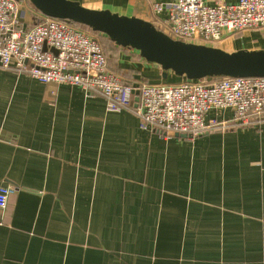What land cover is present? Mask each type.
I'll return each mask as SVG.
<instances>
[{
    "label": "crops",
    "instance_id": "1",
    "mask_svg": "<svg viewBox=\"0 0 264 264\" xmlns=\"http://www.w3.org/2000/svg\"><path fill=\"white\" fill-rule=\"evenodd\" d=\"M72 1L166 33L167 14L152 6L177 0ZM42 16L22 7L25 27ZM211 47L264 51V28ZM107 58L134 89L179 83L136 50L116 45ZM8 186L17 198L0 211V264H264V125L164 138L130 111L108 112L102 98L0 68V188Z\"/></svg>",
    "mask_w": 264,
    "mask_h": 264
},
{
    "label": "built area",
    "instance_id": "2",
    "mask_svg": "<svg viewBox=\"0 0 264 264\" xmlns=\"http://www.w3.org/2000/svg\"><path fill=\"white\" fill-rule=\"evenodd\" d=\"M28 0H0V68L26 74L46 85H68L87 99L102 98L108 112L130 111L142 129L164 138H197L231 129L264 125V78H206L177 84L126 85L108 68L99 39L89 31L42 16L30 27L22 20ZM166 35L187 44L211 47L225 35L264 28V0L207 6L203 0L154 3ZM57 52V53H55ZM137 95L138 105L132 108ZM231 111V118H220ZM17 190L0 188V211L15 205Z\"/></svg>",
    "mask_w": 264,
    "mask_h": 264
},
{
    "label": "water",
    "instance_id": "3",
    "mask_svg": "<svg viewBox=\"0 0 264 264\" xmlns=\"http://www.w3.org/2000/svg\"><path fill=\"white\" fill-rule=\"evenodd\" d=\"M29 2L45 17L82 24L119 47L138 51L145 61L162 68L164 79L169 72L187 80L264 78V51L230 54L217 48L187 44L170 38L151 23L110 11L91 10L72 0Z\"/></svg>",
    "mask_w": 264,
    "mask_h": 264
},
{
    "label": "trees",
    "instance_id": "4",
    "mask_svg": "<svg viewBox=\"0 0 264 264\" xmlns=\"http://www.w3.org/2000/svg\"><path fill=\"white\" fill-rule=\"evenodd\" d=\"M29 1V0H28ZM30 3V2H29ZM31 4V3H30ZM31 6L33 7V8H35L32 4H31ZM71 25H73V27H75V28H77V29H80V30H83V31H91V30H89L86 26H84V25H82V24H78V23H72ZM92 32V31H91ZM94 35H97V33H93ZM104 37V36H103ZM99 42H100V44H101V46L103 47V50H104V53H105V55H106V57H107V53H108V51H110V50H112V48H114V47H116V44L113 42V41H111L109 38H107V37H104V38H101V39H99ZM107 60H108V58H107ZM172 75H173V78H174V80L172 81L171 80V82L170 83H176V82H180L183 78H180V77H177V76H175L172 72H170Z\"/></svg>",
    "mask_w": 264,
    "mask_h": 264
},
{
    "label": "rangeland",
    "instance_id": "5",
    "mask_svg": "<svg viewBox=\"0 0 264 264\" xmlns=\"http://www.w3.org/2000/svg\"><path fill=\"white\" fill-rule=\"evenodd\" d=\"M89 32H90L92 35H94L93 32H91V31H89Z\"/></svg>",
    "mask_w": 264,
    "mask_h": 264
}]
</instances>
